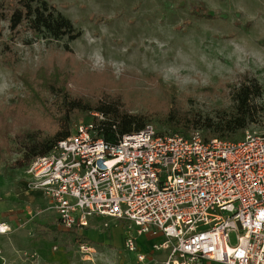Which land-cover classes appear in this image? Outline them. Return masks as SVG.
Wrapping results in <instances>:
<instances>
[{"label":"rangeland","instance_id":"1","mask_svg":"<svg viewBox=\"0 0 264 264\" xmlns=\"http://www.w3.org/2000/svg\"><path fill=\"white\" fill-rule=\"evenodd\" d=\"M47 2L71 20L78 38L57 41L26 31L12 37L6 22L0 21V124L9 123L0 133V221L12 230L7 244L19 251L15 264H138L135 253L122 245L126 222L95 217L82 232L64 229L44 210L49 200L24 187L29 164L23 159L24 127L38 117L35 106L45 102L39 77H64L84 96L104 91L133 113L154 117L149 124L161 133L170 131L157 118L170 108L177 116L215 120L233 111V86L245 76L264 89V0ZM66 43L69 54L64 52ZM43 68L51 71L50 77L39 71ZM58 70L66 71L57 74ZM22 76L29 81V93ZM35 92L40 101L19 103L21 108L8 113L10 105ZM256 102L262 109L245 134L264 135V91ZM89 120L82 113L71 131L76 123ZM241 138L236 134L232 140ZM86 230L89 238L83 234ZM229 242L236 243L235 232L229 234ZM81 244L90 249L83 253ZM137 244L146 254L145 264H160L166 258L164 250L150 252L145 243Z\"/></svg>","mask_w":264,"mask_h":264},{"label":"built area","instance_id":"2","mask_svg":"<svg viewBox=\"0 0 264 264\" xmlns=\"http://www.w3.org/2000/svg\"><path fill=\"white\" fill-rule=\"evenodd\" d=\"M105 119L90 112L25 170L24 187L50 200L64 229L95 217L126 222L122 245L138 264L143 235L161 238L150 247L167 252L160 264H264V135L205 140L148 123L108 142L98 133ZM10 231L0 221V235Z\"/></svg>","mask_w":264,"mask_h":264},{"label":"trees","instance_id":"3","mask_svg":"<svg viewBox=\"0 0 264 264\" xmlns=\"http://www.w3.org/2000/svg\"><path fill=\"white\" fill-rule=\"evenodd\" d=\"M0 21L6 22L8 34L12 37L26 31L33 36L43 35L57 41L65 38L70 42L80 35L71 20L58 12L55 5L47 0H0ZM63 48L65 54L70 53L67 43ZM68 62L72 63L71 60ZM69 63L65 65L67 69L70 67ZM39 71L47 77L52 74L48 68ZM65 71L58 70L57 74H63ZM68 72L69 76L72 75L71 69L66 71ZM57 74L53 75L57 77ZM22 78L29 93V81L24 76ZM39 79L41 90L46 96V98L44 96L45 102L40 108L35 106L36 111L39 110L36 114L38 117L24 127L27 139L23 149V159L29 164L35 158L47 154L59 140L67 138L72 132L71 124L82 113L88 118L90 112H100L106 117L105 121L100 123L98 133L108 142H115L118 135L138 131L154 119L147 113H133L125 104L108 98L111 95L104 91L95 97L84 96L85 94L70 88L64 77L51 78V80H43L39 77ZM263 91L264 89L255 79L245 76L237 87L233 86L232 112H222L214 120L177 116L170 108L157 120L170 133L177 132L186 136L192 131H199L205 140L211 137L232 140L236 134L243 137L248 126L256 121L262 109L256 100L261 97ZM28 93L16 104L9 106L7 109L9 114H14L17 107L21 108L19 103L34 101L35 104L37 100H41L37 92L24 99ZM7 125L8 122L6 126L0 124V133Z\"/></svg>","mask_w":264,"mask_h":264},{"label":"crops","instance_id":"4","mask_svg":"<svg viewBox=\"0 0 264 264\" xmlns=\"http://www.w3.org/2000/svg\"><path fill=\"white\" fill-rule=\"evenodd\" d=\"M31 194H34V196H38V197L40 196V198H42V197L43 198H46L42 194H40L39 192L31 191ZM46 199H48V198H46ZM38 206L40 207V204ZM45 209L46 210H49V213H51L53 215V217H55L56 221H58L57 214L52 209L50 200H49L48 205L46 204V206H44V210ZM28 215H29V218L32 217V214L31 213H28ZM91 220L94 221V218H92ZM4 222H6V221H4ZM6 223H8V222H6ZM9 226H10V224H9ZM79 230H81V232H82V229H79ZM11 232H12V230L8 234H6V235H0V238H4L3 240L0 239V262L3 260L6 264H11V263H14L15 264L18 261L17 260L16 262H14L16 260V256L18 255V254L17 255L15 254V252L17 250L13 246H11L10 243L7 244L8 235L11 234ZM81 232H79L78 234H81ZM84 232H83V234L86 235L87 238H89L88 235H87L88 234V230H86ZM115 238H116V236H115ZM99 239L100 238H98L97 241ZM160 239H161L160 237L152 238V237H150L148 235H143V236H140V237L137 238V242L141 241L142 243H145L149 247V249H150L152 242L153 241H158ZM139 250L142 251L141 248H139ZM150 252H152V251L150 250ZM17 253H19V251H17ZM17 257H19V256H17ZM44 257L46 259V255H44ZM47 261H48V259H47ZM206 262H208V261H205L203 264H205Z\"/></svg>","mask_w":264,"mask_h":264}]
</instances>
